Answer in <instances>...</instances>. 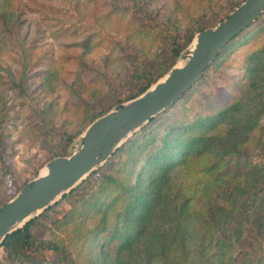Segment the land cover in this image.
I'll return each instance as SVG.
<instances>
[{"label":"rangeland","instance_id":"obj_1","mask_svg":"<svg viewBox=\"0 0 264 264\" xmlns=\"http://www.w3.org/2000/svg\"><path fill=\"white\" fill-rule=\"evenodd\" d=\"M240 1L0 0V205L51 157L74 150L99 110L117 108L146 77L163 76L171 39L181 43L187 31L212 26ZM217 94L228 106L214 113L210 101ZM143 125L127 136L134 137L130 151L104 168L130 184L133 206L121 197L115 202L110 191L94 212L85 200L94 189L89 184L85 195H68L31 226L57 249L26 260L0 247V264H160L156 255L172 254L166 245L181 196L191 193L193 205L204 208L231 181L263 187L264 170L204 172L202 163L232 150L264 152V11L220 52L190 95L139 131ZM198 150L200 160L178 167L179 157ZM260 198L249 196L245 207ZM185 248L186 264H202L193 240ZM218 257L234 264L226 251Z\"/></svg>","mask_w":264,"mask_h":264},{"label":"trees","instance_id":"obj_2","mask_svg":"<svg viewBox=\"0 0 264 264\" xmlns=\"http://www.w3.org/2000/svg\"><path fill=\"white\" fill-rule=\"evenodd\" d=\"M205 27L198 26L195 29L187 31L181 43L177 42L175 38L170 40L172 58L166 63L160 75L174 63L180 50L191 41L194 33ZM244 29L230 38L218 50L214 59L202 70L200 76L174 102L156 114L157 117L176 101L190 95L193 85L204 75L205 70L215 62L220 52L226 48L235 37L241 34ZM156 78L157 76L146 77L145 81L138 86L136 91L127 96V98H131L143 91L153 83ZM220 97L221 96L218 94L214 95L210 101V109H215L213 111L214 113L228 106H226V104H219L223 101ZM120 105L121 104H119L118 107ZM210 109L209 111L212 112ZM105 111V109L99 110L91 119ZM213 112L209 114H213ZM156 115L148 119L147 123L144 124L139 131L146 128L147 124L153 121ZM200 117V115H197L193 121H196ZM186 122L191 121L188 120ZM68 137H72V135H68ZM133 141L134 137L131 136L127 138L114 149L103 166L91 170L85 178L78 182L68 192L62 194L59 199L49 204L37 215L28 219L22 226L6 234L0 242V247L6 252L13 251L15 254H20L26 260H30L34 256H37L36 253L42 249H57V244L54 241L36 238L33 235L31 226L38 219L44 217L48 210L68 195L79 192H83L82 195H85L86 193L83 189L86 187L88 189V185L92 183V188L94 189L91 190L89 196L86 195L85 200H87L88 207L93 208L94 212L100 211L101 205L104 203V198L110 191L114 192L113 198L115 202L118 197H121L124 202L127 203V207L128 205L133 206L136 196L134 197V195L132 196L130 194V184L126 181L117 179L115 175L104 169L106 167L112 168L115 164H118L120 159L125 156V153L130 151ZM149 152L152 151H146V153ZM201 154L200 150H198L192 158L188 159L185 157V154H183L178 159V167H182L186 165V163L194 160H200L202 157ZM202 165L204 172H209L211 169H220L222 166H235L242 168L246 172L255 174L264 170V152L256 149L232 150L230 152H223L208 157L203 161ZM261 186L263 187L240 185L235 183V181H231L229 190L227 192H221L222 197L218 200L213 197L212 200H210L212 205L204 208L195 207L193 205L194 195L191 193L181 196L174 205L173 226L166 245V250H171L172 254L168 257L165 254H158L155 256V261H158L160 264H186L185 261L188 259L189 249L185 248V245L187 239H190L196 244L197 255L202 264H211L208 260L210 256L215 259V264H221L218 256L223 251L228 253V258L234 264H264V184ZM115 191H117V193ZM257 194L261 196L260 200L251 209L249 207L246 208L245 203L247 202L245 200L249 196H256ZM206 196L211 199L209 195ZM107 202L108 201L105 202V205ZM203 236H206V242L203 243L204 247L207 248L205 254H202L203 247L200 245V243L203 242Z\"/></svg>","mask_w":264,"mask_h":264},{"label":"water","instance_id":"obj_3","mask_svg":"<svg viewBox=\"0 0 264 264\" xmlns=\"http://www.w3.org/2000/svg\"><path fill=\"white\" fill-rule=\"evenodd\" d=\"M264 11V0H242L212 26L194 33L184 60L119 107L93 118L78 146L55 155L40 172L0 205V242L6 234L68 192L104 162L132 131L174 102L214 59L218 50Z\"/></svg>","mask_w":264,"mask_h":264},{"label":"bare ground","instance_id":"obj_4","mask_svg":"<svg viewBox=\"0 0 264 264\" xmlns=\"http://www.w3.org/2000/svg\"><path fill=\"white\" fill-rule=\"evenodd\" d=\"M44 169H45V168H43V170L41 171V173L44 172Z\"/></svg>","mask_w":264,"mask_h":264}]
</instances>
